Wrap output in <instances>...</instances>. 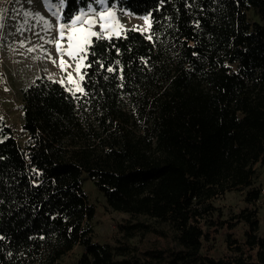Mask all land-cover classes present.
I'll return each instance as SVG.
<instances>
[{"label":"trees","instance_id":"16d2710c","mask_svg":"<svg viewBox=\"0 0 264 264\" xmlns=\"http://www.w3.org/2000/svg\"><path fill=\"white\" fill-rule=\"evenodd\" d=\"M187 2L108 0L171 24L163 43L136 27L99 42L126 78L84 68L80 100L38 77L22 90L23 143L0 113V264H155L95 239L86 178L112 210L171 226L178 247L148 252L164 264H264V0ZM88 3L100 8L71 0L70 11ZM231 190L246 206L222 219L215 199ZM240 223L245 236L213 253L216 235Z\"/></svg>","mask_w":264,"mask_h":264},{"label":"rangeland","instance_id":"374dc122","mask_svg":"<svg viewBox=\"0 0 264 264\" xmlns=\"http://www.w3.org/2000/svg\"><path fill=\"white\" fill-rule=\"evenodd\" d=\"M109 6H115L124 28L145 27L142 17L146 15L133 14L128 10H122L115 4ZM32 8L55 23L41 3L29 5L23 0H0V16L3 17L0 22L5 24V27L0 29V113L15 129L21 143L27 137V133L22 128V90L40 76L51 77L52 80L58 81L65 78L66 83V73L62 72L59 67V57L54 46L44 43V40L33 35V32H39L45 39H49L56 33L45 34L40 23L33 18H29L25 23L22 13ZM96 9L101 11L103 6L100 5V8ZM21 25L24 26V30L18 31ZM41 45L43 48L40 47ZM29 48L35 50L29 52ZM46 51L56 58L55 64L46 57ZM64 59L71 65L67 70L72 72L74 79H78L75 63L67 56H64ZM260 181L264 184V175ZM84 185L90 202L94 203L97 209L93 221L96 240L112 245L128 246L139 258H148L155 264H164L165 260L156 258L148 252H159L178 247L174 231L169 224L148 215H132L112 210L91 179L86 178ZM215 204L222 212V219L232 218L246 206L244 194L238 190H231L220 195L215 199ZM257 206H259L261 230L264 231V196L258 201ZM247 228V224L240 223L230 235L223 232L218 233L212 242L213 253L218 256L223 255L228 245L234 246L237 243H230L231 239L243 238ZM77 250L80 251L79 248Z\"/></svg>","mask_w":264,"mask_h":264},{"label":"snow or ice","instance_id":"6c2138e0","mask_svg":"<svg viewBox=\"0 0 264 264\" xmlns=\"http://www.w3.org/2000/svg\"><path fill=\"white\" fill-rule=\"evenodd\" d=\"M23 2L29 5H35L37 3L43 4L46 11L50 14V17L55 20V23H53L52 19L46 18L34 8L25 10L22 13L25 18V23L28 22L29 18H33L40 23L45 34L56 33V35L49 39H45L39 32H33V35L44 40V43L54 46L56 54L59 57V67L62 72L66 73V83L65 78L53 82H59L65 91L71 94L72 98L80 100L82 97L90 94L88 91H85V87L91 82V77L88 76L87 72L82 71L84 68L98 66L96 68L97 71L103 69L106 73L114 74L112 77L104 75L103 79L105 80L118 78L120 81H123L126 78L123 67L117 69L113 66L121 64L119 59H116L113 63H108L96 51L99 42L104 40L111 42L114 37L117 39H126L128 31H130L124 28L120 17L117 15L115 6H109L108 0H93L94 3L103 6V10L101 11L94 8L92 3H88L87 10L79 8L76 12L70 11L71 0H23ZM77 2H79V0H77ZM164 3L165 0H158V7L163 6ZM191 6L192 5H189L187 0H185V7ZM142 18L145 21V27H136L132 30L140 31L142 34L148 33L145 38L149 41H153V43H163L158 35L159 28L172 27V25L169 24L165 26L161 21L152 17L151 13ZM2 20L3 17L0 16V21ZM154 24L158 27H153ZM4 27L5 24L0 22V29ZM196 27H200L199 21L196 22ZM23 30L24 26L21 25L18 31ZM21 46H23V42H21ZM112 46L115 47V45ZM40 47L43 48V45ZM34 50V48L28 49L29 52ZM116 53L118 56L120 55L119 48H116ZM193 55L195 56L197 53L193 52ZM64 56H67L75 63V72L78 79H74L72 72L67 70L71 65L65 61ZM46 57L53 64L56 63V58L53 57L50 52L46 51ZM89 57H94L95 59L90 60ZM145 63H147V61H145ZM49 79H51V77H49ZM118 86L123 87L124 85L120 84ZM77 93H80V95L78 96ZM3 119L4 118L0 116V122H2ZM2 134L3 130L0 128V135ZM0 143H3V140H0ZM0 159L4 158L0 157ZM2 202L3 201H0V203ZM5 239L6 237L0 234V241H4Z\"/></svg>","mask_w":264,"mask_h":264}]
</instances>
